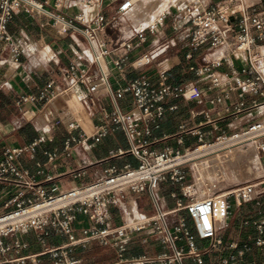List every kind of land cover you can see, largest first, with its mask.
I'll return each instance as SVG.
<instances>
[{"label": "crops", "instance_id": "obj_1", "mask_svg": "<svg viewBox=\"0 0 264 264\" xmlns=\"http://www.w3.org/2000/svg\"><path fill=\"white\" fill-rule=\"evenodd\" d=\"M47 1V8L53 13H60L73 18L83 15L89 21L96 12H101L109 21L107 27L98 31L100 39L107 41L111 51L108 56L110 68V83L116 91L119 87L127 85L129 80L146 78L157 84L160 81V72L166 71L167 81L173 84L190 83L198 85L202 90L207 89V77H198L195 68L207 59H217L221 53L229 52L222 47L215 53L211 52L209 42L194 47L191 39H183L174 29L175 23L184 27H192L190 22L180 19L187 5L196 3L197 0H161L160 10L148 9L149 3L156 0H131L126 10H121L120 5L125 0H43ZM204 5L224 6L231 13V22L237 24L242 16L239 9L242 5L236 0H203ZM247 6L262 8L264 0H244ZM139 8L143 14L156 13L159 16L166 11L167 17L162 25L151 31L145 30V39L142 40L137 28L147 25L134 18L133 10ZM197 3L194 13H197ZM158 18V17H157ZM79 26L84 24L75 21ZM221 27L231 38L234 32L228 29L224 21ZM8 31L16 40L20 54L15 59L9 50H5L3 59L0 60V156L7 148L23 146L41 137L43 141L37 146L34 155L25 151L15 159L20 169L28 170L33 174L39 184L51 192L81 185L104 175L112 166L123 167L126 164L136 166L138 160L130 149V141L126 132L121 127L112 126L111 118L106 115L102 107L110 112L114 108L111 94L101 91L97 103L87 106L79 99V93L90 95L87 85H79L66 97L67 117L61 118L60 108L64 103L56 100L45 103L37 101L19 106L17 100L27 93H38L46 86L48 81L55 79L61 81V71L74 61L83 66H90L92 59L91 48L85 36L75 30L66 33L60 31L59 23L51 16L27 12L23 9L15 11L9 20ZM252 32H255L253 29ZM6 47V44H3ZM264 50V44L258 47ZM153 54L151 60L143 66L134 62L139 57ZM127 55V68L123 72L110 62L117 57ZM246 52L232 54L228 59H222L216 69L221 73H230L232 78L247 76L241 71L248 66ZM194 67V68H192ZM254 76V75H252ZM206 78V79H205ZM91 80L100 84L98 72L94 66L91 68ZM208 97L221 95V88L217 87L207 91ZM243 106L240 108V104ZM264 95L260 93L245 92L240 95V90L232 91L231 95L210 104L206 99L202 102L197 99L170 96L167 99L168 108L157 119L156 124L147 135L150 149L162 150L166 147L185 149L199 143L198 136L204 135L207 142L214 141L220 134L239 131L249 125L253 120L264 115ZM118 104L123 111L136 113L133 104V95L126 92L118 99ZM176 105L175 109L169 106ZM210 108L211 117L215 120L212 124L201 123L204 115L197 111ZM240 108V109H239ZM77 119L81 127L73 133L77 141L72 143L69 150L65 144L70 137L67 120ZM108 126L109 132L98 139L93 137L97 130ZM113 127V128H112ZM141 127L144 129V125ZM114 151L113 153H111ZM120 151H123L122 153ZM48 152H56L54 159H50ZM40 163V166L38 165ZM28 177H24L27 180ZM14 183L0 181V195L9 196L21 189ZM156 193L161 198L165 209L172 211L177 208V201H188L181 193L180 185L170 180L160 182ZM28 191L26 195H31ZM219 205V204H218ZM232 221L237 231L231 236H223L225 245L222 250L210 251L204 255L203 264H222L221 258L231 250L228 243L236 240L240 244L247 241L250 233H255L254 228H244L241 221L245 216L264 219V213L258 214L257 208L252 204L240 205ZM105 222L100 226L114 228L123 224L140 223L155 214V206L148 191H127L118 205L108 204L103 208ZM180 216L187 218L191 231L195 229L186 209L170 212V217L176 221ZM236 220V221H235ZM236 222V223H235ZM96 224L89 214L83 211L76 212L73 222L76 237L83 235L82 228ZM47 234L40 239L35 230H24L5 235L1 239L0 257L15 259L35 253H41L47 248L69 243V237L61 234L52 227H47ZM160 234L149 228L138 230L132 236H127L124 241L127 249L123 256L111 245H101L96 240H91L86 246L77 247L75 255L81 257L82 264H115L124 262L138 256H154L163 251H168L161 243ZM185 242V241H183ZM19 243V245H17ZM207 240L196 238V245L203 247ZM258 254L254 247L246 256L247 259ZM45 261H50L48 254L42 255ZM184 264H198L191 258L184 259ZM239 264H244L240 261Z\"/></svg>", "mask_w": 264, "mask_h": 264}, {"label": "built area", "instance_id": "obj_2", "mask_svg": "<svg viewBox=\"0 0 264 264\" xmlns=\"http://www.w3.org/2000/svg\"><path fill=\"white\" fill-rule=\"evenodd\" d=\"M236 1L242 5L239 9L242 16L237 24L231 22V13L227 12L226 7L219 4L203 6V0H197L199 9L197 13H194L196 3H192L184 8V14L180 16L181 20L190 22L192 27H184L179 23L173 25L183 39H191L194 47L209 42L212 53L222 47L228 48L229 52L224 50L219 58L207 59L195 68L198 77H207L206 90L190 83L182 85L170 83L167 81L166 71H161L157 84L146 78H137L129 80L127 85L114 91L109 79L108 56L111 51L107 41L98 36V31L105 29L109 23L103 13L98 11L86 21L83 15L69 18L60 13H53L47 8V1L43 0H0V60L7 49L15 59H18L20 54L16 40L8 31L9 20L19 9L53 17L59 23L62 33L71 29L82 33L92 52L90 66L70 62L61 71V81L51 79L38 93L21 95L17 104L22 107L28 102L48 103L56 100L64 103L59 111L61 118H66L68 106L66 97L77 86L89 87L90 95L84 93L78 95L87 106L95 105L101 91H107L111 94L114 108L110 112L106 111L104 106L102 109L111 118L112 126L121 127L126 132L131 143L129 151L138 160L136 166L130 164L120 168L112 166L95 180L51 192L39 184L33 174L20 169L15 163V159L25 151L34 155L43 138L39 137L23 146L5 149L0 156V181L14 183L22 188L9 196L0 195V243L3 236L24 230H35L39 233L40 239H43L48 233L47 227L67 235L69 243L15 259L0 257V264H82V259L75 255V250L77 247L86 246L91 240H96L101 245L113 246L122 257L127 249L124 238L144 228L160 234L161 243L168 251L154 256L133 257L115 264H184L187 257L198 264H203L206 253L224 248L225 241L221 231L230 225L234 205L252 203L258 214L264 213V115L239 131L230 134L223 132L214 141H205L204 135L200 133L199 143L183 150L170 147L156 150L148 147L147 135L151 134L157 119L168 108L167 99L170 96L197 99L199 102L206 99L208 103L214 105L223 97H229L232 91L237 89L240 90V95L245 92L264 95V51L258 50V47L264 44V4L262 8H257L247 6L244 0ZM130 4L131 0H125L120 9L124 11ZM166 17V11H162L154 23L137 28L139 37L144 40L145 30L148 28L153 31L165 22ZM75 21L84 26H79ZM220 21H224L228 29L234 32L233 38L221 27ZM253 29L255 32H252ZM3 44H6V47ZM238 52L247 53L249 64L241 69L247 76L233 79L230 73H221L216 69L222 59H228L230 55ZM152 56V53L145 54L134 62L137 66H143ZM127 59V55H124L110 62L119 72H123L128 66ZM92 66L98 72L101 86L91 80ZM217 87L221 88L222 94L208 97L207 91ZM128 91L133 95L136 113L123 111L118 104V99ZM241 106L243 102L240 108ZM169 108L175 109L176 105ZM201 113L204 115V121L201 123H214L210 108L197 111V115ZM142 124L144 129L141 127ZM67 126L70 137L66 141L65 150H69L72 143L78 140L73 133L81 127V123L77 119H68ZM109 130L108 126L102 127L92 136L98 139ZM227 142H239L245 147H253L263 173L255 180L237 183L234 186L222 187L214 183L213 186L206 188L207 179L197 175L189 157L195 151L198 155L211 150L215 144ZM48 155L50 159H54L57 153L48 152ZM38 165L40 166V163ZM25 176L28 177L27 180H24ZM166 180L179 184L182 195L188 199L185 203L178 199L177 208L172 211L186 209L193 222L194 233L189 228L185 216H180L176 221L170 217L172 211L165 209L156 193L158 184ZM28 191L32 194L26 195ZM127 191H148L153 199L155 214L140 223L123 224L112 229L100 226L105 222L103 208L108 204L118 205ZM77 211L89 214L90 218L96 221V224L82 228L81 237H76L73 226ZM241 226L254 228L255 233H250L247 241L241 244L236 240L229 242L228 247L231 250L221 258V263L239 264L243 261L244 264H264V219L245 216ZM196 238L207 240V243L203 247H198ZM254 247L257 248L258 254L247 259V254L252 252ZM7 249L8 247L0 248L2 252ZM43 254H48L50 261H45Z\"/></svg>", "mask_w": 264, "mask_h": 264}, {"label": "rangeland", "instance_id": "obj_3", "mask_svg": "<svg viewBox=\"0 0 264 264\" xmlns=\"http://www.w3.org/2000/svg\"><path fill=\"white\" fill-rule=\"evenodd\" d=\"M160 3H161V0H156L155 2L149 3L148 9L154 10V9H157V7H158V9L162 10L163 6H160ZM133 15L137 21H142V22H145L146 19H151L154 17L157 19V17H158V16H156L155 11H154V13H150L147 15L139 12V8L137 6L133 10ZM143 19H145V20H143ZM148 23H151V21ZM223 144H225V143H221V145H223ZM240 145L241 144H238V145H236V144L231 145L230 144V145H224L221 147H217V149H218L217 151H214V150H216V148L212 149V150H208L210 153H208L204 156H211V155H214V153H216V152L223 153L232 147H238ZM263 164H264V162H263ZM259 166H260V161H259V158L257 156L256 150L251 146H246L240 152H238L236 154L235 162H232L230 159H228L226 161L223 160L222 165H221L222 168H219L217 170V173L216 172L212 173L211 177L204 176V178L207 179L206 188L213 186L214 183H216L217 186L230 187V186L236 185L237 183H241V182H245V181H249V180L250 181L255 180L258 175L263 173V170H261L259 168ZM194 167H195L197 175H200L203 177V175L200 173V171L198 169V165H196ZM218 181H221V182H218ZM239 207H241V206L240 205H234L233 206L231 218H230V225L221 231L223 236H230V235L232 236L235 233V231H237L236 225L233 224L232 221H234L233 219L236 218L235 212L237 210H239Z\"/></svg>", "mask_w": 264, "mask_h": 264}, {"label": "bare ground", "instance_id": "obj_4", "mask_svg": "<svg viewBox=\"0 0 264 264\" xmlns=\"http://www.w3.org/2000/svg\"><path fill=\"white\" fill-rule=\"evenodd\" d=\"M143 20H145V19H143ZM150 21H151V23H154L156 21V18L154 17V18H151V19H146V21L143 22V23L147 24ZM151 23H148L147 25H149ZM145 26L146 25L141 26V27H145ZM230 144L231 145L232 144L238 145L240 143L239 142H227V143H225L223 145H221V143H218V144H215L213 146V148H210V149L212 150V149H215L216 148V150H214V151H217L218 150L217 147H221V146H224V145H230ZM238 147H232V148L228 149L227 151H225L223 153L216 152V153H214V155H211V156H204V155L210 153L209 151L202 152V153H200L198 155H197V151H195V152H193L191 154V156L189 157V160L191 161V163L193 164V166L198 165V169H199L200 173L203 175V177L204 176L211 177L212 176V173H215V172L217 173V170L219 168H222L221 165H222L223 160L226 161V160L230 159L232 162H235L236 154L238 152H240L245 146L243 144H241ZM202 148L203 147H201V149ZM218 182H221V181H218Z\"/></svg>", "mask_w": 264, "mask_h": 264}]
</instances>
